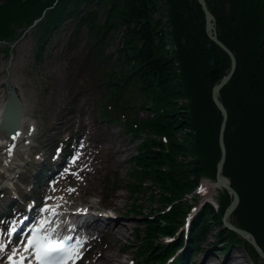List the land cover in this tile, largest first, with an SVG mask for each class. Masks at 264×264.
<instances>
[{
  "label": "trees",
  "instance_id": "1",
  "mask_svg": "<svg viewBox=\"0 0 264 264\" xmlns=\"http://www.w3.org/2000/svg\"><path fill=\"white\" fill-rule=\"evenodd\" d=\"M166 3L164 23L156 15L155 0H0V44L9 52L10 44L32 24L42 43L65 16L74 22L73 34L86 29L100 53L110 38L118 37L115 60L121 70L112 68L99 79L106 91L102 107H107L101 116L120 121L140 140L130 157L131 192L151 190L161 209L166 208L158 214L133 210L143 224L134 233L138 262L165 263L175 255L168 264H196L193 256L204 250L211 228L222 225L232 200L222 189L218 206L205 203L183 229L194 204L186 201V194L200 178H216L223 114L212 90L227 74L231 59L209 37L198 0ZM207 3L217 17L219 38L237 57L236 71L220 94L228 111L222 172L240 196L231 222L250 231L264 251V0ZM212 57L219 59L214 66ZM213 68H218L214 78ZM138 107L151 113L140 118L134 115ZM164 235L172 238L157 240ZM214 240L210 247L240 245L251 264H263L255 248L231 229L220 226Z\"/></svg>",
  "mask_w": 264,
  "mask_h": 264
},
{
  "label": "rangeland",
  "instance_id": "2",
  "mask_svg": "<svg viewBox=\"0 0 264 264\" xmlns=\"http://www.w3.org/2000/svg\"><path fill=\"white\" fill-rule=\"evenodd\" d=\"M163 6L158 14L166 16ZM73 29L72 18L65 16L42 43L38 42V33L30 28L10 46L9 52L0 44V78H8L15 86L22 104V131L27 135L14 149L17 165L11 179L0 184V243H9L6 235L19 214L17 205L12 203L15 200L24 201L20 210L25 213L28 200L30 205L44 202L54 209L93 203L101 206L103 214L115 211L125 223V234L116 240L107 233L90 231L93 238L78 264H104L96 256L105 253L121 264H139L134 233L143 224L133 210L158 214L166 208L161 209L157 194L151 190L131 192L130 157L137 152L140 140L127 132L120 121L101 116L107 107H102L106 91L99 79L112 68L121 70L115 60L118 37L110 38L100 53L85 35L86 29L78 36ZM0 87L4 89L5 83H0ZM134 97V105L138 106L140 99L137 94ZM150 113L138 107L134 115L143 118ZM70 150L74 155L67 159ZM47 169L52 175H46L50 173ZM80 185L95 186L97 192L83 191ZM222 189L218 188L215 199ZM185 199L196 205V211L206 202L196 189ZM105 203L109 207L104 209ZM7 211L11 212L9 216ZM97 222L102 225L104 220ZM219 228L214 225L207 234L204 250L193 256L196 264H251L240 245H230L227 250L209 246ZM169 239L166 235L157 238L165 242ZM14 247L17 246L9 245L5 250L11 253ZM5 250L0 251V264H9L7 257L1 258ZM261 262L264 264L263 259Z\"/></svg>",
  "mask_w": 264,
  "mask_h": 264
},
{
  "label": "water",
  "instance_id": "3",
  "mask_svg": "<svg viewBox=\"0 0 264 264\" xmlns=\"http://www.w3.org/2000/svg\"><path fill=\"white\" fill-rule=\"evenodd\" d=\"M198 2L201 4L202 9L205 13L206 31L209 37L215 43L221 46L229 54L231 58V68L228 70V73L219 82H217L213 86V90H212L213 100L223 114V120H222V124L220 128V135H219V143L221 147V157L217 165V171H216V181L217 182L216 183L224 187L225 189H227L229 193L232 195V200L223 213V216L221 219L222 225L223 227L231 229L234 232H236L238 235H240L241 237L245 238L255 248L257 253L264 260V251L261 249V247L256 242L254 235L246 229L233 225L229 221V216L239 204L240 196L238 192L231 186L229 179L226 178L222 172L224 162L226 159V152H227L226 144L224 141V133H225L226 125H227L228 111L220 98V93H221V89L229 82V80L232 78V76L234 75L236 71L237 57L235 53L219 38L217 17L209 8L207 0H198ZM235 21H236L235 13H233L232 23H235ZM235 35H236L239 45L242 46L243 41L240 35L237 32L235 33ZM208 45H210V43ZM217 60L219 59H215V57H212L209 60L210 65L214 66ZM211 74L213 78L216 77L218 75V68H213L211 70ZM5 93H6V98L0 109V128L7 135H9V137L13 138L17 134L20 128L21 117L23 114L22 104L15 90V86L13 84L6 83Z\"/></svg>",
  "mask_w": 264,
  "mask_h": 264
},
{
  "label": "bare ground",
  "instance_id": "4",
  "mask_svg": "<svg viewBox=\"0 0 264 264\" xmlns=\"http://www.w3.org/2000/svg\"><path fill=\"white\" fill-rule=\"evenodd\" d=\"M156 3L158 6L160 4V0H156ZM156 14H158V11H156ZM8 80H9L8 78L6 79L5 77L2 76L0 78V83H2V82L11 83V82H9L10 80L9 81ZM5 98H6V94L4 93V89L2 87H0V109L2 107V104L5 100ZM22 126H23V115L21 117L20 129H19L18 133L15 135V137L12 139H10L8 137V135L0 128V184L11 179L12 172L17 165V164H15L16 163L15 155L13 154L14 149L16 150V147H18L21 144V142L24 141V139L27 136L22 131ZM9 149H11V154L9 153ZM80 187L83 191H90L91 192V190H95V191H93V193L97 192V189H95V186H91V185L81 186L80 185ZM219 187L220 186L213 179H211V180H209V179L202 180L201 179V180H199L198 185L196 186L195 189H196V193L200 194L204 200H207L209 202H213L215 200V195H216ZM202 188L204 189V191H201ZM32 207L34 208L35 206H32ZM48 209H54L53 205H49ZM55 210L57 213H59L58 216H62L64 214V212H66L60 207L56 208ZM96 210L97 209H87L86 210L85 214H86L87 218H91L89 225L86 227L87 230H89L91 232L101 231V232H104L105 234L107 233L110 238L116 239V240L120 236H123L125 234V223L116 217V214L114 213L115 211L114 212L111 211V212L106 213V214H100L99 211H96ZM46 213H49L52 216L50 211H48ZM94 213H95V215H93ZM90 214H92L93 216H91ZM98 219H103L104 223L102 225H100L99 222H97ZM108 219H110L113 222L110 224L109 222H107ZM20 221H21V219L18 220V222H20ZM26 221H29V220H26ZM26 225H27V223L24 222V224L18 228V231L23 230L26 227ZM243 239H245V238H243ZM8 255H10L9 252H7L5 250L4 253L2 254L1 258H6ZM96 257H99L100 260L104 264H121L120 262L116 261L112 256H110L106 253L101 254V255H97Z\"/></svg>",
  "mask_w": 264,
  "mask_h": 264
},
{
  "label": "snow or ice",
  "instance_id": "5",
  "mask_svg": "<svg viewBox=\"0 0 264 264\" xmlns=\"http://www.w3.org/2000/svg\"><path fill=\"white\" fill-rule=\"evenodd\" d=\"M11 154V149H9ZM69 191H74L70 189ZM201 191H204L202 188ZM44 211H50L52 216H58L55 209L45 208ZM53 220H43L39 222V227L34 228L30 234L20 241V245L11 250L7 256L9 264H77L82 259V242L77 238L74 240L72 235L57 236V228L51 229L48 234V226ZM13 227L11 232H15ZM6 245L0 243V251L4 250Z\"/></svg>",
  "mask_w": 264,
  "mask_h": 264
}]
</instances>
